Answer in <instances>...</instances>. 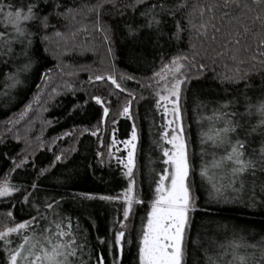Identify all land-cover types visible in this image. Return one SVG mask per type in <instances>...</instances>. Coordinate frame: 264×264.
<instances>
[{
  "label": "snow or ice",
  "instance_id": "6c2138e0",
  "mask_svg": "<svg viewBox=\"0 0 264 264\" xmlns=\"http://www.w3.org/2000/svg\"><path fill=\"white\" fill-rule=\"evenodd\" d=\"M190 6L189 2L181 0H129V3L119 9L122 16L129 8L133 13L130 18L123 21L125 28L121 30V35L125 37L126 43L119 54L113 50L109 29L100 22L103 14L102 4H97L93 9L96 17L94 25L96 31L104 34V42L108 44L107 54L113 59L119 55L132 63L143 61L147 64L149 46L160 47V41L165 36L168 38L166 43L173 39L182 40L183 34L188 31L190 36H195L201 41L219 45L214 49L216 56L212 58L213 63L225 55L231 56L235 61L236 54L243 50L254 54L247 61L241 58L238 70L248 64L253 68L257 64L264 67V0H215L214 3L191 6L193 12L188 14L187 19V24L191 28L186 29L183 16ZM76 12V5L69 6L67 0H0V63L9 66L7 74L0 73L4 75L3 81H0V93L3 94L0 96V111L4 110L5 103L12 107L23 104L19 114L20 118H23L29 112L35 114L34 105L46 103L45 95L49 99H55L60 95H73L74 98L69 102L70 107L67 109L68 117L72 118L82 112L81 123L91 125L85 128L84 132L99 142L92 156L95 163L88 165L92 174L95 175L98 169L111 168L112 161L115 160L117 170L126 181V186L115 195L91 193L71 195L72 199L81 202L98 199L119 205L117 211L118 213L122 211V219L118 215L112 222L110 235L103 237L98 235V243L107 245L114 264H123L126 244L128 248L135 249L136 264H186V244L193 225L192 215L198 211V197L194 195L192 178L196 173L188 153L182 103L186 91H190L192 87L193 80H200L201 77L207 79L205 73L208 72V65L205 58H201L197 63L199 53L195 49V44H192L191 58L184 53H177L170 59L164 55L159 69L156 70L153 64L151 75L145 74L147 87L155 89L152 93L153 107L157 113L163 109L161 116L164 120L161 125L163 131L160 134L163 145L158 143L161 148L159 161L163 167L153 172L149 191L145 193L143 183L147 176L137 165L141 129L136 124V115L132 107L138 98L127 87V82L132 81L143 88L145 86L143 80H137L134 74L118 75L115 71H109L107 75L89 76V85L97 82L108 85L98 92L90 93L85 90L82 96H76L77 87L71 84L60 89L52 86L50 92H44L41 85L36 84L37 91L31 100L25 103L27 100L25 97L13 103L15 97L22 95L28 75H31L32 71L39 73L41 61L50 51L49 33L54 32L56 37H60L61 25L75 19ZM197 13L198 22L195 19ZM168 24L172 27L168 28ZM13 65L15 70L11 67ZM193 70L196 72L195 76L192 74ZM53 71L47 69L39 73L38 78L43 84L48 85ZM234 82L238 83L239 80ZM122 94L124 102L121 104ZM112 97H116L115 102ZM139 99L147 98L141 96ZM113 103L118 106L116 116L110 112ZM93 104L98 108L94 109V115L90 117L89 109L93 108ZM231 106V101L225 102L220 106L219 112L214 113V120L221 122L222 126L215 128L211 134L201 135L202 144L210 142L213 148H224V154L219 158L213 153L211 166L223 172L222 181L226 180V183L221 182L217 186L207 164L201 167L199 176L202 182L210 186L209 198L217 202L223 200L225 203L230 202L226 195L228 189L233 192L243 191L251 180V204L254 207H264V183L259 184L262 190L257 192V177H264V146L259 149V158H256L248 154L246 138L237 137L233 140L232 134L237 133L242 125L237 120L239 113L235 110L228 111ZM12 107L7 111H11ZM44 110L47 111V107ZM256 110L264 117V96L260 98ZM92 119L96 120L94 125L91 124ZM121 119L131 121L130 132L126 138L119 141L123 145V152L127 153L126 157L123 154L115 155L113 152L118 142V125ZM109 121L112 136L111 142L106 143L107 137L101 132L109 131ZM8 122L18 123V120L13 117ZM260 127H264V119L261 120ZM76 130L74 128L62 133L56 140L74 138ZM253 130L255 131V128ZM40 151L52 152V158L46 167L37 166L35 159L24 157L23 152L15 156L11 152H0L2 162L0 171L8 168L3 182H0V198L11 202L20 196L22 200L18 203L21 204L22 210L24 206H28L35 213L29 212V218H21L17 222L14 217L15 204L10 203L12 210L6 213V217L10 219L6 223H0V264H93V259L94 264H107L103 250L98 254L89 251L87 237L82 232L77 234L78 222L74 229L70 217L49 219L48 213H55L64 196L68 195L67 192L63 195L56 193L52 197L46 196L43 201L37 195L40 178H47L49 174L55 176L61 165L68 168L75 159L70 153L78 152V148L56 154L54 147L47 148L41 145ZM116 151L121 152V149L117 147ZM30 166L36 173L35 179L31 178V173L28 172ZM137 171L140 172L139 190ZM21 173L29 179L9 183V176L14 178ZM71 175V173L64 175L54 187H63ZM57 196L60 198L57 199ZM138 206H145V215L140 218V228L136 229L134 218L137 216ZM65 219L66 225L63 223ZM129 223H133L131 230ZM227 227L225 225V228ZM198 240L199 237L192 243L197 245ZM198 246L204 251V264H264V238L255 244H249L242 235L234 231L233 239L226 245L219 246L220 253L215 258L209 255V249H204L202 244ZM229 256L231 259H228Z\"/></svg>",
  "mask_w": 264,
  "mask_h": 264
},
{
  "label": "trees",
  "instance_id": "16d2710c",
  "mask_svg": "<svg viewBox=\"0 0 264 264\" xmlns=\"http://www.w3.org/2000/svg\"><path fill=\"white\" fill-rule=\"evenodd\" d=\"M67 2L69 6L76 5L77 16L75 19H70L61 25L62 35L60 37L62 38L56 37L54 32L49 33L50 40L48 47L50 51L46 58L41 61L42 67H40L39 73H43L47 69H53L55 78L59 79L57 80L58 83L62 84L61 87L58 83L54 86L60 89L71 84L77 87L76 96H82L85 90L91 93L108 87V85L102 82L89 85V76L94 77L96 74L107 75L109 71H115L118 75L124 73L134 74L137 80H143L145 85L143 88L132 81L127 82V87L138 98L132 107L136 115V124L141 129L137 165L138 169L142 168L147 176V180L143 183V192L145 193L149 191V183L153 172L159 171L163 167L159 161L161 148L158 146V143L163 145V141L160 140V134L163 131L161 125L164 123L161 112L157 113L153 107L152 90L151 87H147L148 81L145 78V74L151 75L153 64L155 65V69L158 70L164 55H167L170 59L177 53H184L191 58L193 52L192 44H195V49L199 53L196 58L197 63L201 58H205L208 72L205 73L207 79L201 77L200 80H193L192 87L190 91H186L182 103L184 128L188 140V153L192 167L196 173L192 178L194 181V195L198 197V211L192 215L193 225L190 231V238L186 244V264H204V251L198 246L199 244H202L204 249H209V255L215 258L220 253L219 246L222 244L226 245L233 239L234 231L242 235L249 244L261 241L264 238V207H254L251 204V180L248 182V187L243 191L233 192L231 189H228L226 195L230 202L225 203L223 200L217 202L209 198L210 186L202 182L199 176L201 167L207 164L210 174L214 175L216 179L217 186L221 182L226 183V180L222 181L223 172L211 166L213 153H215L216 158H219L224 154V148H213L210 142L202 144L201 135L206 133L211 134L215 128L222 126L221 122L214 120V113L219 112L220 106L228 101L232 102V106L228 111L235 110L238 112L237 120L242 125L237 133L232 134L233 140L237 137L240 139L246 138L248 154L259 158V149L264 146V127H260L261 120L264 117L256 109L260 98L264 96V91H262L264 89V75L261 74L264 73V67L257 64L253 68L251 64H248L240 67L238 70L239 60L242 58L247 61L254 52L241 50L236 54L237 59L235 61L231 56L225 55L218 59L216 63H213L212 58L216 56L214 49L218 48L219 45H214L210 41H201L195 36H190L189 32L186 31L183 34L182 40L173 39L166 43L168 38L165 36L160 41V47L153 48L149 46L146 55L147 64L143 61L132 63L127 59L121 58L119 55L113 59L107 54L108 44L104 42V34L96 31V26L94 25L96 17L93 9L96 8L97 4L103 5V14L100 22L109 29L113 50L119 54L124 49L126 43L125 37L121 35V30L125 28L123 21L133 15L130 8L123 16L120 14L119 9L129 3V0H67ZM181 2H189L191 6H202L206 3H214L215 0H181ZM191 6L183 16L186 29L191 28L187 24L188 14L193 12V7ZM81 9L82 11H80ZM97 10L99 11V9ZM195 19L198 22V13ZM70 27H72L70 31L73 30L74 34H70L67 37L65 34H67V30ZM167 27L170 28L172 25L168 24ZM91 40H94L96 46L99 47V53L97 50H94V53L89 51L79 53L76 51L77 47L66 48L65 45L66 41L70 45H73L74 43L80 44L82 42L86 44ZM49 43L56 46L55 52H53V48H51L52 46L50 47ZM40 47L43 54V45ZM252 47L254 50V43ZM17 51H19V46H17ZM11 67L15 70L14 65ZM8 71L9 66L0 63V73L7 74ZM39 73L32 71L31 75H28L27 83L23 86L22 95L15 97L13 103L25 97H27L25 103L32 99L33 94L37 91L36 84L42 86V82L38 78ZM192 74L193 76L196 75L195 70H193ZM242 74L246 75L242 76ZM3 79L4 75H0V81H3ZM235 80H239V82H234ZM2 95L0 93V96ZM141 96L147 99H139ZM73 98V95H60L56 96L55 99H49L46 95V103L38 106L37 110H39V113L34 114V117L32 116L36 119L35 125H37L33 132L29 131L28 133L29 146H25L24 139L20 138V128L14 134L15 136H11L7 132L9 119L21 112L23 104L18 107H12L5 103L3 105L4 110L0 111V152H11L13 156L23 152L24 157L28 159L34 158L37 166L46 167L52 158V152H41V145L47 148L54 147L56 154H60L67 149L78 148V152L70 153V156L74 155L75 159L68 168H64L61 165L56 170L55 176L49 174L47 178H40V188L37 195L43 201L46 196L52 197L56 193L63 195L67 192L68 195L64 196L60 206L55 209V213H48L49 219L51 220L54 217L57 219L70 217L74 229H76L78 222L79 228L77 234L79 235L82 232L87 237L89 251H95L98 254L103 250L107 264H114L107 245H100L97 236L110 235V229L113 227L112 222L118 215L122 219V211L119 213L117 211L119 205L98 199L81 202L78 199H72L71 195L72 193H76L77 195L87 193L115 195L126 186V181L117 170L115 160L112 161L111 168L98 169L95 175L92 174V170L88 165L95 163L92 156L97 150L99 142L95 137L84 132V129L91 125L81 123L82 112L72 118L68 117L67 109L70 107L69 102ZM105 98L107 99V97ZM111 99L115 102L116 97H112ZM123 102L122 94L120 103L122 104ZM9 107H12L11 111H7ZM45 107H47V111L44 110ZM117 107L113 103L110 109L113 116L117 114ZM250 107L251 112H249ZM96 108L98 106L93 104V108L89 109L90 117L94 115V109ZM31 118L29 120L33 119ZM95 123L96 120L92 119L91 124L94 125ZM27 124L25 122L21 126L26 127ZM74 128L77 129L74 133V138H68L63 141L56 140L57 136ZM118 128L117 143L119 145V141L126 138L130 132L131 121L121 119ZM254 128L255 131L253 130ZM110 129L111 121H109V131L104 133L102 130L101 132L102 135H106L107 137L106 143H109L112 136ZM54 141L55 143H53ZM104 152L105 159H107L106 148ZM121 154L125 156L123 150L117 152V155ZM7 172V167L3 171H0V182H3ZM28 172L31 173V178H36V173L33 172L31 166L28 168ZM70 173L72 175L63 187H54L60 179H63L64 175ZM139 176L140 172L137 171L138 190L141 187ZM8 179L11 183H17L20 180L29 179V177L21 173L14 178L9 176ZM257 180V192H260L262 189L259 187V184L264 183V177L258 176ZM59 198L57 196V199ZM20 200H22L20 196H17L11 202L4 198L0 200V223H6L10 219L6 217V213L12 210L10 203L15 204L14 217L17 222L21 218H29V212L35 214L34 210L28 206H24L22 210L21 204L18 203ZM55 214L59 215L56 216ZM144 215L145 206H138V213L134 218L136 229L140 228V218ZM63 223L66 225L67 220L65 219ZM225 225L228 227L225 228ZM116 227H119V225H116ZM132 228L133 223H129V230ZM53 231H55L54 225ZM197 237H199V240L197 245H194L192 241L197 240ZM85 258H87V254ZM228 259H231V256ZM123 264H136L135 249L128 248L127 244L125 246Z\"/></svg>",
  "mask_w": 264,
  "mask_h": 264
},
{
  "label": "rangeland",
  "instance_id": "374dc122",
  "mask_svg": "<svg viewBox=\"0 0 264 264\" xmlns=\"http://www.w3.org/2000/svg\"><path fill=\"white\" fill-rule=\"evenodd\" d=\"M77 16V15H76ZM72 29V27H70L67 31V34H65L67 37L68 36H70V34L72 35V34H74V32H73V30L72 31H70ZM59 38H62V37H59ZM67 41H68V38H67ZM67 41H66V43H65V45H66V48H68V47H72V48H75V47H77V49H76V51L77 52H79V53H82V52H84V51H89V52H92V53H94V50H97V52L99 53V47L98 46H96V44H95V42H94V40H91V41H89L88 43H80V44H77V43H74L73 45H70V43H67ZM51 42H54V41H51ZM50 42V43H51ZM50 43H49V45H50ZM52 46V47H51ZM50 47L51 48H53V52H55L56 50V46L55 45H50ZM65 47V46H64ZM68 51H70L69 49H68ZM55 73L54 72H52L51 74H50V81H49V84L48 85H45V84H43L42 83V86H41V88H42V90L44 91V92H48L50 89H51V87L52 86H54L56 83H58V81L57 80H59V79H56L55 78ZM56 81V82H55ZM58 85L61 87L62 86V84H60V83H58ZM151 90H152V93H153V91L155 90L153 87H151ZM46 98V95H45V97H44V99ZM37 107L38 106H36V105H34V109H35V115L36 114H38L39 113V110H37ZM23 109V108H22ZM160 112L162 113L163 112V109H161L160 110ZM19 114H20V112L19 113H17V115L16 116H14L17 120H18V123H7V132H10L11 133V136H15L14 134L16 133V131L20 128L21 129V137L20 138H22V139H24V145L25 146H29L28 144H29V142H30V140H29V138H28V133H29V131L30 132H33V130L35 129V126L37 125H35V123H36V119H34L33 117L35 116L34 114H33V112H29L27 115H25L23 118H20V116H19ZM34 115V116H33ZM33 116V117H32ZM33 119H32V118ZM32 119V120H29V119ZM169 119H171V116H169L168 117ZM28 123L27 124V126L26 127H22L21 125L23 124V123ZM33 123V124H32ZM21 126V127H20ZM28 140H29V142H28ZM111 142V138H110V141H109V143ZM120 148L121 150H123V145L121 144V143H119V145H118V143H117V145L113 148V152H114V154L115 155H117V151H116V148ZM168 147H170V146H168ZM106 150H107V148H106ZM107 153V152H106ZM125 153V156L124 157H126V155H127V153L126 152H124ZM9 183H11L10 181H9ZM2 198H0V200H1Z\"/></svg>",
  "mask_w": 264,
  "mask_h": 264
}]
</instances>
